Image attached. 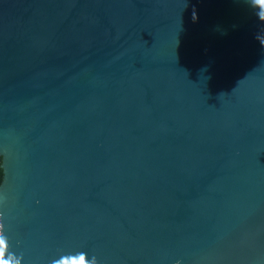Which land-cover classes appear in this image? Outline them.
Instances as JSON below:
<instances>
[{
	"label": "water",
	"instance_id": "95a60500",
	"mask_svg": "<svg viewBox=\"0 0 264 264\" xmlns=\"http://www.w3.org/2000/svg\"><path fill=\"white\" fill-rule=\"evenodd\" d=\"M256 0H0V264H264Z\"/></svg>",
	"mask_w": 264,
	"mask_h": 264
},
{
	"label": "trees",
	"instance_id": "16d2710c",
	"mask_svg": "<svg viewBox=\"0 0 264 264\" xmlns=\"http://www.w3.org/2000/svg\"><path fill=\"white\" fill-rule=\"evenodd\" d=\"M4 179V169L2 168V158L0 157V186Z\"/></svg>",
	"mask_w": 264,
	"mask_h": 264
},
{
	"label": "clouds",
	"instance_id": "9594fccd",
	"mask_svg": "<svg viewBox=\"0 0 264 264\" xmlns=\"http://www.w3.org/2000/svg\"><path fill=\"white\" fill-rule=\"evenodd\" d=\"M256 3L259 4V5H261V6H264V5L260 4V3H258L257 0H256ZM257 16H258V19L260 21L264 22V13H260L259 12V13H257ZM262 46H264V42H262ZM5 264H6V262H5Z\"/></svg>",
	"mask_w": 264,
	"mask_h": 264
},
{
	"label": "snow or ice",
	"instance_id": "6c2138e0",
	"mask_svg": "<svg viewBox=\"0 0 264 264\" xmlns=\"http://www.w3.org/2000/svg\"><path fill=\"white\" fill-rule=\"evenodd\" d=\"M257 2L264 5V0H257Z\"/></svg>",
	"mask_w": 264,
	"mask_h": 264
}]
</instances>
